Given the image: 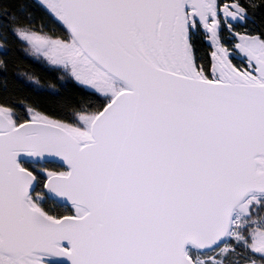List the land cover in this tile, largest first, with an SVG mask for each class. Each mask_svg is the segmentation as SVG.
Instances as JSON below:
<instances>
[{"label": "snow or ice", "instance_id": "6c2138e0", "mask_svg": "<svg viewBox=\"0 0 264 264\" xmlns=\"http://www.w3.org/2000/svg\"><path fill=\"white\" fill-rule=\"evenodd\" d=\"M264 0H0V264H264ZM4 90L7 92V83Z\"/></svg>", "mask_w": 264, "mask_h": 264}, {"label": "trees", "instance_id": "16d2710c", "mask_svg": "<svg viewBox=\"0 0 264 264\" xmlns=\"http://www.w3.org/2000/svg\"><path fill=\"white\" fill-rule=\"evenodd\" d=\"M31 4L33 0H24ZM264 27V14H256L253 20L249 21V28ZM2 55V53H0ZM9 64L7 72L0 70V99L15 96H29L34 100H38L44 107L49 110H55L65 100H71L79 95V91L71 83H68L62 90L61 96L55 97L47 92L36 91L29 87L27 77L24 73H35L41 81V85H47L55 78V73H52L44 66L30 59L24 52L14 50L9 53ZM5 82L7 83V92L4 90Z\"/></svg>", "mask_w": 264, "mask_h": 264}]
</instances>
